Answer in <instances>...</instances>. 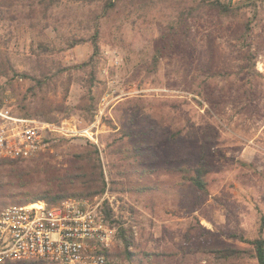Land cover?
<instances>
[{"label": "rangeland", "instance_id": "rangeland-1", "mask_svg": "<svg viewBox=\"0 0 264 264\" xmlns=\"http://www.w3.org/2000/svg\"><path fill=\"white\" fill-rule=\"evenodd\" d=\"M220 1L235 8L234 15L210 9L185 15L172 46L164 44L154 74L148 69L157 40L167 34L179 11L198 0H145L119 19L102 21L95 56L92 31L85 27L86 6L63 2L43 37L25 25L0 21V57L10 68L8 78L0 79V101L7 98L15 111L10 80L20 93L29 94L30 80L21 74L39 77L42 63L53 60L49 85L36 98L62 109L52 113L56 122L28 119L65 122L83 131L51 137L37 156L19 165L41 162L62 175L76 163V152L87 146L98 149L107 186L94 197L104 199L117 231L120 225L130 229L132 242L126 246L116 235L112 264H135L125 257V250L142 251V256L167 254L152 256L153 264H215L210 251L226 246L248 249V240L264 239V74L257 68L264 67V0ZM72 37L84 41L67 48L66 40ZM39 41L43 45H37ZM91 57L90 65L77 68ZM87 96L98 98L90 114L82 108L89 103ZM128 98L141 102L133 124L126 127L114 106ZM122 130L138 138H125L128 144H121L117 140ZM139 144L146 146L141 148L146 159H155L146 167L149 177L154 180L158 169L159 179L169 182L156 193L139 192L141 183L135 179L125 188L118 185L120 171L127 173L124 179L136 173L133 160L126 158L130 150H111ZM203 147L210 167L207 192L174 183L182 176L179 166L194 162ZM111 174L116 191L110 189ZM231 264L257 262L245 258Z\"/></svg>", "mask_w": 264, "mask_h": 264}, {"label": "trees", "instance_id": "trees-1", "mask_svg": "<svg viewBox=\"0 0 264 264\" xmlns=\"http://www.w3.org/2000/svg\"><path fill=\"white\" fill-rule=\"evenodd\" d=\"M63 2L77 3L83 7L86 6L84 12V15L87 17L85 27L92 31L91 41L94 50L93 56H95L99 51L97 40L102 21L119 19L127 10L142 6L145 0H0V21H5L9 25H25L36 37H43L46 31L50 29V20L55 15L54 13ZM207 9L217 11L222 16L234 15L236 12V9L232 8L229 3H223L220 0H198L193 6L179 11V14L174 20L170 21L171 24H168L167 34L161 36V40H157L159 43L151 56V67L148 69L149 74L157 72V66L163 53L162 48L164 49V44L169 47L172 46L173 35L177 33L178 27L184 24V16H195V14L198 15L197 12L200 10ZM51 29L55 31L57 27L53 26ZM83 41L82 38L72 37L71 40H66V46L67 48H72ZM42 43L39 41L37 45H43ZM92 61H94V57H91L89 62L79 64L77 68H84L90 65ZM37 63H41V61L39 60ZM53 65H56L53 60L50 63L43 62L39 77L29 76L26 73L21 74L24 79L30 80V85L27 90L29 94L20 93L12 83V80H10L9 85L15 98V111L13 110V112L16 116L56 122L57 119L52 113L60 112L62 108L57 105H47L42 100L36 98L37 93L49 85L47 75L49 73V67ZM9 69V61L5 60L4 57H0V79L2 77L8 78ZM58 69L60 70V68ZM64 71L65 69L61 68V72ZM251 71L253 75L255 72L253 65ZM93 80L94 78L91 77L89 87L93 84ZM28 95L31 98L30 100H28ZM87 98L89 100L87 106L80 107L86 109V112L90 114L91 110L95 109L94 105L97 103L98 98L92 96H87ZM140 102V98H128L118 102L114 106L115 109L121 111L120 119L125 122L126 127L133 124ZM125 138L137 139L138 137L134 136L133 132L126 131L123 132V137L117 141L121 144H126L127 142L124 141ZM142 147L146 146L139 144L131 149L111 150L112 152L122 151L125 153L130 150V155L127 154L126 158L133 160L130 165L132 172L136 173L134 177L124 179L127 173L120 171L118 185L125 188L131 179H135L136 183H141V187L138 188L139 192L156 193L159 187H165L169 182L165 181L167 183H163L164 180L162 178V180L159 179L161 172L158 169H154L153 171V173H156L154 174V180L149 177L146 167L149 166V163L154 165L153 162L155 159H146L147 154L141 151ZM74 155L76 157V163L62 175L52 173L46 164H41V162L31 161L25 165H19V163L29 159L0 160V209L9 205H24L37 201H44L49 206H52L70 197L92 198L102 195L106 189L107 182L100 162L98 149L95 146H87ZM143 158V162H140ZM178 172L182 176L178 177V180L174 183H188L199 191L207 192L210 167L206 159V149L203 147L201 154H197L194 162H187L181 168L179 166ZM110 176V189L116 191L117 188H114L116 181H114L112 174ZM158 184L162 186H158ZM112 215V211L107 208L106 217L112 220ZM263 226L264 216L262 218ZM129 231V228L126 229L122 225L118 227L117 231L118 237L123 240L126 246L132 243L128 238ZM246 243L250 245L248 249L226 246L212 250L210 251L213 255L212 258L222 264H231L232 262L245 258L254 259L257 264H264V239L258 237L251 241L248 240ZM107 253L109 256H112L111 251ZM142 253V251L140 252L138 250L137 252L125 250L123 254L127 259L134 261L135 264H153V257L156 256L158 259L167 255L164 252L153 255L146 252L142 256ZM144 259L145 262L143 261Z\"/></svg>", "mask_w": 264, "mask_h": 264}, {"label": "built area", "instance_id": "built-area-1", "mask_svg": "<svg viewBox=\"0 0 264 264\" xmlns=\"http://www.w3.org/2000/svg\"><path fill=\"white\" fill-rule=\"evenodd\" d=\"M257 68L264 74V67ZM76 134L83 131L75 125L22 118L13 113L10 100L0 101V160L31 159L51 137ZM116 235L103 198L9 205L0 209V264H112L107 252Z\"/></svg>", "mask_w": 264, "mask_h": 264}]
</instances>
